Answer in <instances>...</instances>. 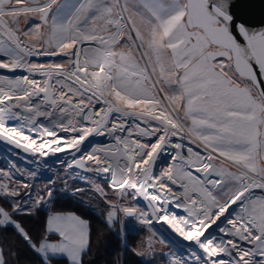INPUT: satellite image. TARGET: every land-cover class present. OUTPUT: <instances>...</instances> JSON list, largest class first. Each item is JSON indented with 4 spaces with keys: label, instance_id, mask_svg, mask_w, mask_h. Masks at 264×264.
<instances>
[{
    "label": "snow or ice",
    "instance_id": "snow-or-ice-1",
    "mask_svg": "<svg viewBox=\"0 0 264 264\" xmlns=\"http://www.w3.org/2000/svg\"><path fill=\"white\" fill-rule=\"evenodd\" d=\"M256 7L0 0V143L15 157L0 167V232L15 235L0 241V264H87L104 233L93 239L89 219L58 210L61 182L86 207L95 201L109 232L144 226L151 234L124 247L145 264H264ZM24 217H39L37 230Z\"/></svg>",
    "mask_w": 264,
    "mask_h": 264
},
{
    "label": "trees",
    "instance_id": "trees-1",
    "mask_svg": "<svg viewBox=\"0 0 264 264\" xmlns=\"http://www.w3.org/2000/svg\"><path fill=\"white\" fill-rule=\"evenodd\" d=\"M81 198H73L71 196H57L58 210L75 212L78 215H82L83 218L89 219L92 223L93 228V239H95L98 232L102 231L104 233L103 239L99 246L94 245L93 251L85 257L87 264H114L117 257L120 258L122 264H145V262L140 258L133 256L128 252L123 241L120 239L119 235L113 234L106 229V226L99 218L98 212L94 211L93 207H86L84 204L79 203ZM25 227L30 230H37L39 224V217L31 218H21ZM127 245L128 247H134L137 244V240L133 241L135 237L131 233H127ZM15 239V235L11 229L6 233L0 232V241H12ZM19 247V245H18ZM20 264H38L35 259L29 260L27 256L22 257Z\"/></svg>",
    "mask_w": 264,
    "mask_h": 264
},
{
    "label": "rangeland",
    "instance_id": "rangeland-1",
    "mask_svg": "<svg viewBox=\"0 0 264 264\" xmlns=\"http://www.w3.org/2000/svg\"><path fill=\"white\" fill-rule=\"evenodd\" d=\"M94 142L103 143L105 142V138L97 137L95 138ZM8 158L15 159V157L12 156L10 152H7L4 149L0 148V167L6 166V161ZM48 165H50L52 168H55L54 166H52L51 163H48ZM49 174L50 173H45V175H49ZM69 185L70 187H83L84 186L79 181H77L76 183H73L71 179L69 180ZM63 187H64L63 182L57 184L58 196H71L70 190L68 193H64L61 191ZM92 207L94 209L95 201L92 202ZM156 227L159 228L160 231L163 232L165 236H167L171 240L176 241L177 245H179V238H177L173 233H171V230L168 229L167 226L160 228V225H157ZM127 233H131L132 235H134L135 237L132 240L133 241L137 240L136 241L137 243L143 239H146L151 234L144 226L138 224L134 220H129L124 226V232L119 235L120 239L123 241V245H125L127 241V235H128ZM153 243L156 247L157 252L161 250H165V251L168 250V246L166 244L160 243L159 234L156 235L155 239L153 240Z\"/></svg>",
    "mask_w": 264,
    "mask_h": 264
},
{
    "label": "water",
    "instance_id": "water-1",
    "mask_svg": "<svg viewBox=\"0 0 264 264\" xmlns=\"http://www.w3.org/2000/svg\"><path fill=\"white\" fill-rule=\"evenodd\" d=\"M252 3H254L257 6L256 9H255L257 14H259V12L261 10H264V0H252ZM0 148L4 149L5 151L10 152L12 154V152L9 150L11 148V146H8V145L0 143ZM15 151L16 152H20L19 149H16ZM21 155H27V154L21 153ZM57 155H62V154H57ZM44 159H47L48 163L49 162L50 163L56 162L54 157H48V158H44Z\"/></svg>",
    "mask_w": 264,
    "mask_h": 264
},
{
    "label": "bare ground",
    "instance_id": "bare-ground-1",
    "mask_svg": "<svg viewBox=\"0 0 264 264\" xmlns=\"http://www.w3.org/2000/svg\"><path fill=\"white\" fill-rule=\"evenodd\" d=\"M50 163V162H49ZM52 164V166H54V167H58L59 166V162L58 161H56V162H54V163H51ZM50 166V165H49Z\"/></svg>",
    "mask_w": 264,
    "mask_h": 264
}]
</instances>
